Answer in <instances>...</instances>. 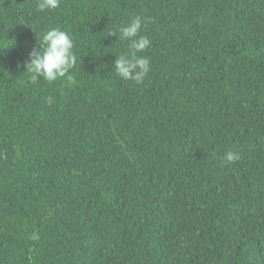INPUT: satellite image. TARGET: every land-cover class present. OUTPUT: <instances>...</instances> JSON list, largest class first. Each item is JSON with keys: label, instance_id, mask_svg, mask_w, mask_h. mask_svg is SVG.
Listing matches in <instances>:
<instances>
[{"label": "trees", "instance_id": "16d2710c", "mask_svg": "<svg viewBox=\"0 0 264 264\" xmlns=\"http://www.w3.org/2000/svg\"><path fill=\"white\" fill-rule=\"evenodd\" d=\"M37 3L0 0V264H264V0ZM136 16L139 85L113 68ZM53 27L77 63L32 82Z\"/></svg>", "mask_w": 264, "mask_h": 264}, {"label": "clouds", "instance_id": "9594fccd", "mask_svg": "<svg viewBox=\"0 0 264 264\" xmlns=\"http://www.w3.org/2000/svg\"><path fill=\"white\" fill-rule=\"evenodd\" d=\"M61 0H38L37 10L40 12L53 11L59 8ZM142 18L136 16L129 22L119 27L120 41L127 42V51L116 56L114 61L115 74L125 81L142 84L150 71V59L140 55L151 46V40L141 34ZM109 35L116 36L115 32ZM41 43L33 47L24 62L25 72L29 74L32 82L43 79L53 83L65 77L76 65L77 55L74 51L73 37L59 27H53L40 36ZM15 40L0 41V51L11 49ZM48 104L53 102V97H45ZM238 157L228 152L225 159L229 162ZM33 239H36L33 236Z\"/></svg>", "mask_w": 264, "mask_h": 264}]
</instances>
